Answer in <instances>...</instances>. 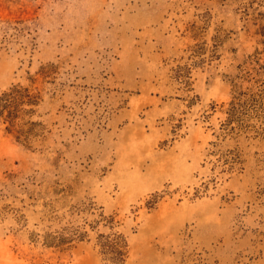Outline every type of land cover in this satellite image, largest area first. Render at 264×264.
<instances>
[{"label": "rangeland", "instance_id": "374dc122", "mask_svg": "<svg viewBox=\"0 0 264 264\" xmlns=\"http://www.w3.org/2000/svg\"><path fill=\"white\" fill-rule=\"evenodd\" d=\"M261 82L264 0H0V95L39 90L49 130L0 119V264H112L114 232L124 264H264V135L223 129Z\"/></svg>", "mask_w": 264, "mask_h": 264}, {"label": "trees", "instance_id": "16d2710c", "mask_svg": "<svg viewBox=\"0 0 264 264\" xmlns=\"http://www.w3.org/2000/svg\"><path fill=\"white\" fill-rule=\"evenodd\" d=\"M47 75L48 71H44ZM42 94L32 86L13 84L0 95V119L8 134L29 148L46 139L49 130L42 120L35 119L41 105ZM225 132L235 134L264 135V82L248 88H237L235 97L228 109V119L223 124ZM101 220L112 223L100 214ZM101 220H95L98 224ZM91 228L96 225L89 223ZM88 237L87 231L80 227L68 226L60 230L45 231L36 234L34 239H41L43 244L62 250L71 249L75 242ZM95 246L102 258L112 264H124L129 256V244L126 237L118 232L98 234Z\"/></svg>", "mask_w": 264, "mask_h": 264}]
</instances>
